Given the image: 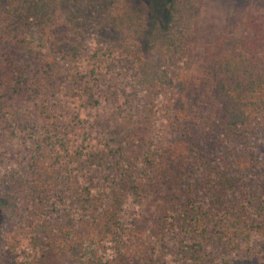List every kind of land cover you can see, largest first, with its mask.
Segmentation results:
<instances>
[{"label": "rangeland", "instance_id": "1", "mask_svg": "<svg viewBox=\"0 0 264 264\" xmlns=\"http://www.w3.org/2000/svg\"><path fill=\"white\" fill-rule=\"evenodd\" d=\"M261 2L201 0L185 31L187 54L164 61L146 41L145 25L117 28L105 16L129 5L144 15L146 23L158 21L155 0H0L2 41H22L25 51L15 52L20 63L28 52H48L50 40L80 47L74 59L54 56L44 103L50 119L34 114L31 104L0 99V252L10 251L0 264H102L97 248L84 238L87 217L79 194L88 186L92 194L103 191L109 197L114 169L125 159H132L140 176L151 171L147 186L155 185L159 194L181 196V201L195 197L205 209L208 197L194 186L190 192L187 180L188 175L192 182L206 172L192 167L194 158L202 157L212 171L236 179L237 188L224 197L225 204L231 198L245 216L264 211V123L255 126L248 144L229 139L215 116L211 84L203 79L218 41ZM5 47L8 52L14 46ZM163 71L204 83L176 95L177 108L159 98L155 116L140 120L146 88L141 78ZM13 115L26 120L28 130L20 129ZM53 123L57 142L46 145L41 141L43 129H52ZM138 125L140 132L134 134ZM126 131H131L134 143L120 158L123 150L118 146L125 144ZM166 147L174 153L167 167L176 171L158 165L146 169L143 157L161 154ZM166 180L172 182L169 189ZM121 195L122 222L132 237L136 264H184L175 255L178 209L163 205L152 192L139 200L129 192ZM217 217L226 221L227 209L220 208ZM64 242L65 252L58 247Z\"/></svg>", "mask_w": 264, "mask_h": 264}, {"label": "trees", "instance_id": "2", "mask_svg": "<svg viewBox=\"0 0 264 264\" xmlns=\"http://www.w3.org/2000/svg\"><path fill=\"white\" fill-rule=\"evenodd\" d=\"M200 2L201 0H155V10L160 19L148 23L140 11L129 5L116 9L114 13L107 12L105 16L117 28L123 25H145L146 41L151 43L164 61H174L187 54L185 31ZM235 24L233 31L224 35L210 54L203 79L211 84L210 95L216 106L215 116L226 136L248 144L255 126L264 123V0L259 6L247 11ZM2 36L0 28L2 103H28L34 107V114L50 119L49 106L44 103L45 95L51 88L49 83L54 70V56L59 53L63 59H74L79 54V45H69V42L58 45L50 40L48 52L43 55L40 52H28L27 60L20 63L19 55L15 52L25 51L22 41L7 43L14 47L6 52L7 41H2ZM141 79L146 88H143L144 102L138 112L140 120H149L155 116V105L159 98H165L169 104L172 103V107L177 108L179 102L176 95L188 94L198 89L197 85L204 83L203 79L198 82L193 77L183 79L177 76L176 71L153 73L147 78L143 74ZM173 99L175 100L172 101ZM12 119L20 129L28 130L26 120L15 115ZM51 127L52 129H43L41 141L46 145L57 142H54L57 131L55 124ZM30 128L33 133L37 132L34 126ZM140 128L141 125H138L132 131L137 134ZM129 132L122 134L125 144L118 146L119 150H123L120 158L124 156L126 148L134 143ZM60 147H63L62 142ZM173 154V148L168 147L163 148L161 154H147L143 157L145 168L160 166L165 171H176L172 165L167 167L168 163H173L170 162ZM133 164L132 159H125L114 169L108 186L109 197L103 191L92 194L88 186L83 187L79 194L87 217L84 222V238L97 248L100 253L97 259L102 264H136L135 259H139L135 256L137 253L132 237L126 232L127 228L122 222L121 193L126 192L131 193L135 200L152 192L163 205L178 209L180 234L176 239L175 255L184 264H264V211L256 213V216H245L239 209L242 206L232 203L231 198L227 204L224 203V197L233 194L237 188L234 176L223 171H212L206 159L199 156L194 158L192 167L204 168L206 172L192 182L188 175V187L190 192L194 186L208 197L207 207L203 209L195 197L185 196V200L181 201V196L159 194L155 185L147 186V174L150 175L151 171L146 170L145 175L143 173L140 176ZM170 181L166 180L165 189H169L172 183ZM220 208L228 211L229 218L226 221L217 217ZM66 246V242L58 245L64 252L65 249L68 251ZM9 252L6 249L0 252V259ZM53 252L57 256L56 250ZM106 254L108 256L104 258L102 255Z\"/></svg>", "mask_w": 264, "mask_h": 264}]
</instances>
